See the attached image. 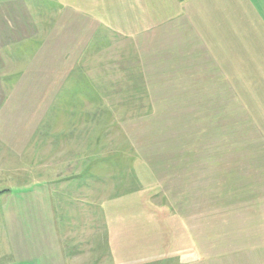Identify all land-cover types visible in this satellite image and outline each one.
<instances>
[{"label": "rangeland", "instance_id": "374dc122", "mask_svg": "<svg viewBox=\"0 0 264 264\" xmlns=\"http://www.w3.org/2000/svg\"><path fill=\"white\" fill-rule=\"evenodd\" d=\"M40 1L9 5L0 264H264V0Z\"/></svg>", "mask_w": 264, "mask_h": 264}, {"label": "crops", "instance_id": "0c3cea01", "mask_svg": "<svg viewBox=\"0 0 264 264\" xmlns=\"http://www.w3.org/2000/svg\"><path fill=\"white\" fill-rule=\"evenodd\" d=\"M23 1L26 2L27 7L31 9V13H30L31 20H34V22H36L41 13L39 7L42 2L40 0H0V57H1L0 60L3 62L2 69H0V72L2 73L9 70L8 73L3 75V77L1 76L2 79H5V77L8 75L12 77L17 76V71H18L17 65L20 63V60H22L24 53L25 34L29 35L30 33H33L28 30H25L27 25L25 26L23 22L24 20L23 17L21 16L19 18V14H17L18 12L16 13L11 12L12 9L9 6V5H14V2H16V5L17 2L23 5ZM44 1L50 2L49 0H44ZM145 1H148L149 3L148 8L150 9L151 0H143L141 2L140 0H138L137 6L139 7V9H144L146 5ZM171 1L172 3L179 4L178 16L181 15V17H183L184 9L187 6L194 5L195 3L201 4L202 2H204V0H187V1L171 0ZM209 1L225 4L226 0H209ZM241 1H247L252 6L259 3V0H257V2L256 0H241ZM159 13H160V8L157 6V8L150 15H158ZM191 14H192L191 19L193 21L199 20V7L193 6V11H191ZM139 19H142L141 22L148 21L147 20L148 18L146 17L142 18L140 16H137L135 20L139 22ZM202 20L205 21L206 19H201L199 22H201ZM180 26L181 25L177 24V27L180 28Z\"/></svg>", "mask_w": 264, "mask_h": 264}, {"label": "trees", "instance_id": "16d2710c", "mask_svg": "<svg viewBox=\"0 0 264 264\" xmlns=\"http://www.w3.org/2000/svg\"><path fill=\"white\" fill-rule=\"evenodd\" d=\"M182 1H187V0H182Z\"/></svg>", "mask_w": 264, "mask_h": 264}]
</instances>
